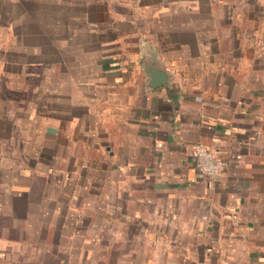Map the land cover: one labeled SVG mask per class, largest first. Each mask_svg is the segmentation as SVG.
<instances>
[{
    "label": "crops",
    "instance_id": "0c3cea01",
    "mask_svg": "<svg viewBox=\"0 0 264 264\" xmlns=\"http://www.w3.org/2000/svg\"><path fill=\"white\" fill-rule=\"evenodd\" d=\"M0 264H264V0H0Z\"/></svg>",
    "mask_w": 264,
    "mask_h": 264
},
{
    "label": "built area",
    "instance_id": "2783aa9c",
    "mask_svg": "<svg viewBox=\"0 0 264 264\" xmlns=\"http://www.w3.org/2000/svg\"><path fill=\"white\" fill-rule=\"evenodd\" d=\"M192 157L199 172L205 176L215 178L223 169V163L203 146H197Z\"/></svg>",
    "mask_w": 264,
    "mask_h": 264
},
{
    "label": "water",
    "instance_id": "95a60500",
    "mask_svg": "<svg viewBox=\"0 0 264 264\" xmlns=\"http://www.w3.org/2000/svg\"><path fill=\"white\" fill-rule=\"evenodd\" d=\"M148 78L149 80V87L150 88H157L169 80V76L167 72H165L161 67L157 65H153L148 67Z\"/></svg>",
    "mask_w": 264,
    "mask_h": 264
}]
</instances>
